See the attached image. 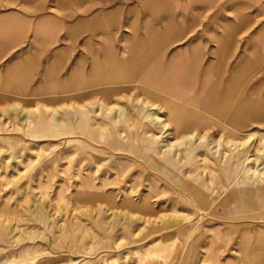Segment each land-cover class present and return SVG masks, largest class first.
<instances>
[{"label": "rangeland", "instance_id": "rangeland-1", "mask_svg": "<svg viewBox=\"0 0 264 264\" xmlns=\"http://www.w3.org/2000/svg\"><path fill=\"white\" fill-rule=\"evenodd\" d=\"M169 1L0 0V15L19 16L26 28L19 42L0 51V264H264V205L243 182L248 174L228 147L213 154L194 146L191 159L179 148L173 160L159 125L143 118L130 86L41 99L6 96L17 92L5 73L11 65H24L18 80L26 90L47 81L59 92L73 67L87 70L102 40L90 28L97 13L118 21L106 30L116 52L147 28L172 23L180 31L164 42L163 53L199 47L205 62L213 49L238 55L264 47V0ZM44 17L60 22L52 35L33 31ZM96 53L103 56L102 49ZM98 100L123 109L105 115L89 107L82 117L78 106ZM17 105L37 106L38 117L32 116L42 125L25 122ZM249 133L252 157L264 168V123L237 132L242 142ZM204 134L207 143L220 135ZM190 186L211 200L208 208ZM206 251L215 257L202 260Z\"/></svg>", "mask_w": 264, "mask_h": 264}, {"label": "crops", "instance_id": "crops-1", "mask_svg": "<svg viewBox=\"0 0 264 264\" xmlns=\"http://www.w3.org/2000/svg\"><path fill=\"white\" fill-rule=\"evenodd\" d=\"M61 1L65 3V0ZM168 4L172 5V1L170 0ZM110 19L111 13L92 15V26L90 25L92 35L98 31L97 35L102 40L96 41L92 65L87 70H82L79 66L73 67L68 73V80L71 81L67 82V86L62 90L57 92L51 89L47 81L43 83L42 89L40 87L23 89L18 79L21 78L25 67L15 64L9 66L5 73L7 80L17 92L6 96L41 99L137 85L144 87L150 94V101L160 106L166 118H170L169 121L174 124L172 127L179 129V133L191 131L220 133L225 125V110L232 107L238 109L234 120L236 127L240 128L238 132L246 125L264 123V104L259 111L256 106V103H264V47L238 55L236 52L213 49L209 51L205 62L203 60L205 53L199 47L189 50L175 48L163 53L160 48L164 42L171 41L180 31L179 24L172 23L163 30L147 28L146 35H139L116 52L110 46L111 34L106 30L110 27L114 30L118 21ZM80 20L77 22L78 25ZM24 24L25 20L19 16L9 13L0 15V51L20 41L26 30ZM58 26H60L58 20L44 17L36 22L33 31L52 35L51 31ZM98 49L103 50V56L97 55ZM27 57L28 54L25 58ZM146 62L149 63L145 64ZM50 72V67H47L41 71V75L46 78ZM73 79H76L74 85ZM38 92H41V96H37ZM16 109L39 111L37 106L27 110L17 105ZM44 109L47 110V106H44ZM214 122L216 124L219 122V125H215Z\"/></svg>", "mask_w": 264, "mask_h": 264}, {"label": "bare ground", "instance_id": "bare-ground-1", "mask_svg": "<svg viewBox=\"0 0 264 264\" xmlns=\"http://www.w3.org/2000/svg\"><path fill=\"white\" fill-rule=\"evenodd\" d=\"M148 63L149 62H146L145 64H148ZM168 85H169V83H168ZM171 85H172V83H171ZM161 87H162V85H161ZM132 88H134L138 92L137 97H135V101L142 108L143 118L149 123H154V124H158L159 125L160 130H161V136L160 137H163V140H162L163 143H164L163 147H164L165 151L168 154L172 155L173 160H176L178 158V156H179L178 149L179 148H184L185 158L186 159H191L192 158V149H193L194 146L202 148V149H205L206 151H210L213 154H217L220 149H224V147L226 146V147H228V149H229V151L231 153V157L236 158V160H240L241 159V163H242L241 170H242L243 173H247L248 174V176L245 179H243V182L245 184H250V186H252L254 188L255 196L257 198V201L261 205H264V193H263V190H264V186H263L264 168L263 167H261V168L259 167L260 163H258L259 162L258 158L252 157V150L254 149V145L251 144L250 141H251V138H252L253 134L249 133L248 135H246V137L244 138L243 142H242L241 137H239V135L237 134L238 128L235 127V125H234V124H236L235 122L233 124V118H235L238 109L232 107V109L227 108L225 110V116H226L225 117V121H224L225 125L221 129L219 137L218 138L214 137L211 140V142L207 143L206 142V135L204 133H199V132H196V131L195 132L191 131L192 133L191 132L190 133H179L178 132V130H179L178 128L172 127L174 124L173 125L171 124V122L169 121L170 118L169 119L165 118L163 115L160 114L161 108L150 101V99H149L150 94L144 89V87H139V86L136 85V86H133ZM125 100L126 101H132L133 98L127 97V98H125ZM160 101H161V99H160ZM262 104H264V103H256L258 111L261 109ZM174 106H176V105H174ZM89 107H92V108L96 107L97 109H99V111L102 110L105 115H109L112 110H114L115 112L119 113V111H122V109H123V106L118 104V103H114L112 106H108L107 104H105V102H103L101 100H98L97 102L96 101H92V102L88 103L87 105H79L78 106L79 110L81 111V116L82 117H85L87 115V113L90 110ZM167 107H169V106L167 105ZM65 108H67V110L72 113V116L75 117V121H77V119H76L77 118V113L75 112L73 106L72 105H66ZM177 111H178V108H177ZM96 112H98V111H96ZM187 112H189V111H187ZM51 113H52V115H55V116L59 115V113L56 110H53V111L51 110ZM190 113H192V112H190ZM21 114H23V119H24L25 122L35 124V127H36V125H39V126L42 125V120L40 118L37 121H35V123H34V119L33 118L34 117H38L39 113L32 112V111H26V110L22 109L21 110ZM175 114H177V113H175ZM114 121L117 122V119H114ZM188 121H190V120H188ZM195 121L197 122V120H195ZM205 122H206V120H205ZM227 122H230L234 126H231ZM177 123H178V121H177ZM218 123L219 122H217V124ZM207 124H208V122H207ZM214 124L217 125L215 122H214ZM187 125H189V124H187ZM177 126H178V124H177ZM216 127H218V126H216ZM157 138H159V136ZM157 138L151 137L152 140H155ZM221 140H222V142H221ZM247 142H250V145L246 148V150L244 152V155L241 158V157H239V154H240L239 151H241V149L243 148L242 146L245 143H247ZM254 143H255V141H254ZM259 152L264 155V141H263L262 145L259 148ZM157 155L162 157V153L160 151L157 152ZM261 166H262V164H261ZM162 170L165 171L167 174H169L172 177H176L178 175L176 172H172L171 170H168L165 167H163ZM189 189L192 190V192L194 193V197H195L196 201L201 205L202 209H206V208L209 207V205L211 204V200L210 199L205 197L202 194V192L197 190L196 188H193V187L190 186ZM242 206H246V202H244L242 204ZM168 216H169V218H173V219H175V217H176L174 215H168ZM172 225H173L172 223L169 224V226H172ZM214 257H215V254H213L210 251H206L203 254V256H202V260H204V259L207 260V258L212 259ZM222 264H224V263H222Z\"/></svg>", "mask_w": 264, "mask_h": 264}]
</instances>
